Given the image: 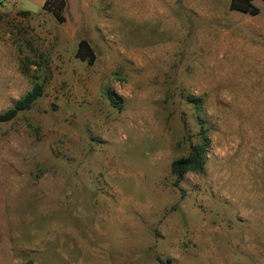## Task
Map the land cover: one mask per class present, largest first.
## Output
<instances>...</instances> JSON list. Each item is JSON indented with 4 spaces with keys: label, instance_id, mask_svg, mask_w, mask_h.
I'll return each mask as SVG.
<instances>
[{
    "label": "rangeland",
    "instance_id": "obj_1",
    "mask_svg": "<svg viewBox=\"0 0 264 264\" xmlns=\"http://www.w3.org/2000/svg\"><path fill=\"white\" fill-rule=\"evenodd\" d=\"M162 2L149 20L70 4L65 23L0 6V113L44 86L0 123V264H264V2ZM201 120L206 169L175 187Z\"/></svg>",
    "mask_w": 264,
    "mask_h": 264
},
{
    "label": "trees",
    "instance_id": "obj_2",
    "mask_svg": "<svg viewBox=\"0 0 264 264\" xmlns=\"http://www.w3.org/2000/svg\"><path fill=\"white\" fill-rule=\"evenodd\" d=\"M257 0H231L230 10L250 16H258L261 13L259 7L254 2ZM263 1L264 0H260ZM68 6V0H47L43 11L52 14L59 23H65L66 17L64 11ZM22 15H29L30 12H21ZM76 57L81 61L87 62L89 65H94L97 57L93 47L86 40H81L78 45ZM44 86L35 84L30 92L25 97L17 101L14 106L4 113H0V123H8L16 119L20 113L30 110L34 104L42 97ZM107 96L109 100L119 110L123 108V99L114 91L108 90ZM190 102L196 105L198 110H202V100L190 98ZM201 140L191 145L190 153L182 158L176 159L171 164V174L176 177L175 187H178L184 176L189 173L202 174L204 173L208 161V155L211 149V138L209 131L205 126V122L201 120Z\"/></svg>",
    "mask_w": 264,
    "mask_h": 264
},
{
    "label": "crops",
    "instance_id": "obj_3",
    "mask_svg": "<svg viewBox=\"0 0 264 264\" xmlns=\"http://www.w3.org/2000/svg\"><path fill=\"white\" fill-rule=\"evenodd\" d=\"M47 0H7L5 4L0 6L13 7L18 11L34 13L33 10L43 11V7ZM167 4L173 5L177 11L182 9L183 12L193 13L200 12L201 17H210L211 15L204 14L208 10L204 5L203 0H164ZM76 5L77 8H83L90 5L94 8L95 13L99 18L109 19L114 13L120 11L124 17H133L142 19H152L156 16H168L163 11L162 0H68L69 5ZM107 12L108 14H105ZM103 13V15H102ZM185 16V15H184ZM178 17L179 14H178ZM178 19V20H177ZM172 24L177 26L179 18L173 20Z\"/></svg>",
    "mask_w": 264,
    "mask_h": 264
},
{
    "label": "built area",
    "instance_id": "obj_4",
    "mask_svg": "<svg viewBox=\"0 0 264 264\" xmlns=\"http://www.w3.org/2000/svg\"><path fill=\"white\" fill-rule=\"evenodd\" d=\"M7 2V0H0V4H5Z\"/></svg>",
    "mask_w": 264,
    "mask_h": 264
},
{
    "label": "water",
    "instance_id": "obj_5",
    "mask_svg": "<svg viewBox=\"0 0 264 264\" xmlns=\"http://www.w3.org/2000/svg\"><path fill=\"white\" fill-rule=\"evenodd\" d=\"M53 110H55V111H56V110H57V106H55V105H54V106H53Z\"/></svg>",
    "mask_w": 264,
    "mask_h": 264
}]
</instances>
